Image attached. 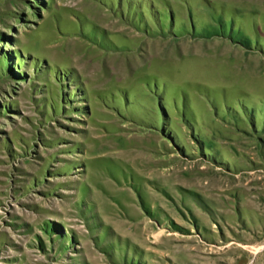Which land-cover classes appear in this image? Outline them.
<instances>
[{
  "label": "rangeland",
  "instance_id": "1",
  "mask_svg": "<svg viewBox=\"0 0 264 264\" xmlns=\"http://www.w3.org/2000/svg\"><path fill=\"white\" fill-rule=\"evenodd\" d=\"M0 264H264V0H0Z\"/></svg>",
  "mask_w": 264,
  "mask_h": 264
}]
</instances>
